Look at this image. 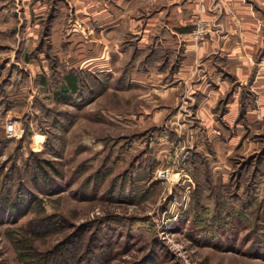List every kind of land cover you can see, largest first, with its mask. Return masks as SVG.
<instances>
[{
	"label": "rangeland",
	"instance_id": "rangeland-1",
	"mask_svg": "<svg viewBox=\"0 0 264 264\" xmlns=\"http://www.w3.org/2000/svg\"><path fill=\"white\" fill-rule=\"evenodd\" d=\"M75 17L66 0H0V210L9 198H32L30 210L0 214V264H264L257 87L232 82L207 118L196 87L208 67L197 58L195 86L159 107L156 89L131 71H156L179 45L143 51L126 36L119 42L130 55L110 56L114 79L89 70L92 56L79 61L65 40L67 28L81 26ZM213 25L195 19L196 46ZM72 60L79 92L61 95ZM161 107L166 115L151 120ZM8 117L23 130L32 119L36 137L8 136Z\"/></svg>",
	"mask_w": 264,
	"mask_h": 264
},
{
	"label": "crops",
	"instance_id": "crops-1",
	"mask_svg": "<svg viewBox=\"0 0 264 264\" xmlns=\"http://www.w3.org/2000/svg\"><path fill=\"white\" fill-rule=\"evenodd\" d=\"M66 2L74 7L77 19L75 22L78 21L81 26H77L79 25L77 23L76 27L67 28L69 35L65 40L72 41L73 50L75 48L74 51L79 52V61L85 56H92L87 65L93 72L113 71L116 79L119 70L112 69L110 56L130 55V48L122 49L119 42L128 35H135L137 38L135 44L143 51L153 45L159 49L179 45L176 54L169 57V62L156 71L151 67L145 70L146 72L136 69L131 71L132 77L135 78L133 81L152 84L149 88L156 89L155 103L160 102L159 107L181 101L183 91L188 90L195 82L196 59L202 61L203 57L208 67L207 74L202 80L203 83L196 87V89L203 87L198 100L203 116L209 118L208 113L211 116L215 114L212 108L228 95L233 87L232 82L248 81L260 91V98H264V0H66ZM199 15L211 20L215 25L211 26L210 33H207L196 46L192 29ZM105 45L107 50L104 48ZM141 53L138 55L141 56ZM96 54L99 58L94 57ZM217 54L218 60L215 59ZM76 61L72 60L71 64L64 65V68L77 72ZM155 62L158 65L161 61ZM33 63L36 69L35 61ZM165 81H169L170 84L164 85ZM147 94L142 98L144 101L142 104L146 106L152 103L149 102L152 98ZM238 103L239 99L235 95L230 104L234 106ZM262 103L264 104V100ZM155 111L153 117L150 116L151 120L164 117L168 109L161 107ZM232 114L229 109L225 116L233 117Z\"/></svg>",
	"mask_w": 264,
	"mask_h": 264
},
{
	"label": "trees",
	"instance_id": "trees-1",
	"mask_svg": "<svg viewBox=\"0 0 264 264\" xmlns=\"http://www.w3.org/2000/svg\"><path fill=\"white\" fill-rule=\"evenodd\" d=\"M63 84H62V88H61V95H67L68 93L71 92L72 95H74L75 93L78 94L79 92V77L75 74V72H69L67 74L64 75L63 78ZM58 95H60V93H58ZM2 104V103H1ZM32 121V119H31ZM31 121L26 122V126L24 129V137L28 136L29 134H31V138H35L37 133H34L33 131V124L31 125ZM62 121V120H61ZM37 127L42 128V126H40V124L37 125ZM39 136L43 139L39 140L41 144L44 145H48L50 148H52L54 145L50 144V141H46V134L45 133H41L39 132ZM29 137V136H28ZM34 150H36V148H34ZM19 197H21L19 195ZM32 198H19V199H7L3 202V206H1L0 210V214H6V215H13V214H22L24 213L26 210H28L32 205H31V201ZM30 210V209H29ZM76 262L80 261V260H75ZM86 261V260H83ZM135 264H155V260H151V259H147V260H139L137 262H135Z\"/></svg>",
	"mask_w": 264,
	"mask_h": 264
},
{
	"label": "built area",
	"instance_id": "built-area-1",
	"mask_svg": "<svg viewBox=\"0 0 264 264\" xmlns=\"http://www.w3.org/2000/svg\"><path fill=\"white\" fill-rule=\"evenodd\" d=\"M204 27H199L197 30H193L194 33L196 32V34H199L203 31ZM6 131L8 136L10 137H20L24 130L21 128V125L19 124V122H17L14 118L12 117H8L7 118V123H6Z\"/></svg>",
	"mask_w": 264,
	"mask_h": 264
}]
</instances>
